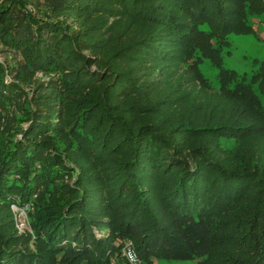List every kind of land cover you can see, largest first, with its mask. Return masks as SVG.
Segmentation results:
<instances>
[{
  "label": "trees",
  "instance_id": "1",
  "mask_svg": "<svg viewBox=\"0 0 264 264\" xmlns=\"http://www.w3.org/2000/svg\"><path fill=\"white\" fill-rule=\"evenodd\" d=\"M263 14L0 0V264H122L126 238L148 264H264V59L249 81L222 61Z\"/></svg>",
  "mask_w": 264,
  "mask_h": 264
},
{
  "label": "rangeland",
  "instance_id": "2",
  "mask_svg": "<svg viewBox=\"0 0 264 264\" xmlns=\"http://www.w3.org/2000/svg\"><path fill=\"white\" fill-rule=\"evenodd\" d=\"M249 20L253 30L249 33L229 34L227 37L228 44L223 46L222 53L223 66L235 70L240 76L245 75L244 77H246L247 81L250 80L252 73L264 59V14L254 15ZM7 56L8 53L0 46V60L3 61ZM199 68L212 87L217 88V69L210 65L208 60H203ZM13 207L16 210L19 229H28L30 231L31 224L28 217V205L22 208L20 206ZM97 234L100 235L101 233ZM122 264H126L125 261ZM142 264L148 263L142 261ZM155 264H198V259L171 260L157 258L155 259Z\"/></svg>",
  "mask_w": 264,
  "mask_h": 264
},
{
  "label": "built area",
  "instance_id": "3",
  "mask_svg": "<svg viewBox=\"0 0 264 264\" xmlns=\"http://www.w3.org/2000/svg\"><path fill=\"white\" fill-rule=\"evenodd\" d=\"M15 206V204H12V207ZM14 211L15 208L13 207ZM19 227V226H18ZM121 255L123 259L125 260L126 264H142L141 257L132 241L130 238H126L124 240L122 249H121Z\"/></svg>",
  "mask_w": 264,
  "mask_h": 264
},
{
  "label": "crops",
  "instance_id": "4",
  "mask_svg": "<svg viewBox=\"0 0 264 264\" xmlns=\"http://www.w3.org/2000/svg\"><path fill=\"white\" fill-rule=\"evenodd\" d=\"M152 264H155V259L153 260V263Z\"/></svg>",
  "mask_w": 264,
  "mask_h": 264
}]
</instances>
